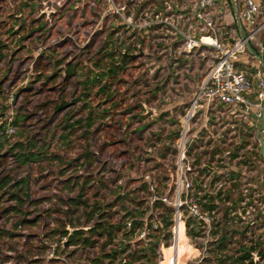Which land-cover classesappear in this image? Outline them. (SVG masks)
I'll return each instance as SVG.
<instances>
[{"label": "rangeland", "instance_id": "374dc122", "mask_svg": "<svg viewBox=\"0 0 264 264\" xmlns=\"http://www.w3.org/2000/svg\"><path fill=\"white\" fill-rule=\"evenodd\" d=\"M97 11L85 0H0V181L11 178L0 190V264H35L46 255L44 240L68 225L87 227L95 207L91 225L118 222L147 197V175L160 194L177 197L182 108L193 103L215 54H183L157 38L143 57L122 59ZM89 116V140L86 127L65 130ZM29 141L40 159L21 166L11 150ZM103 213L107 220L98 218ZM72 251L71 264L96 258Z\"/></svg>", "mask_w": 264, "mask_h": 264}, {"label": "built area", "instance_id": "2783aa9c", "mask_svg": "<svg viewBox=\"0 0 264 264\" xmlns=\"http://www.w3.org/2000/svg\"><path fill=\"white\" fill-rule=\"evenodd\" d=\"M221 1L85 0L98 9L99 27L114 38L119 57H143L157 38L183 54L201 48L215 57L193 103L182 108L185 115L174 147L175 188L171 186L177 197L160 194L147 175L142 186L147 197L129 208V214H118L120 220L109 225H68L55 240H44L46 255L35 257V264H71L76 249L96 253L80 264H126L134 251L155 242L157 264H162L164 250L175 253L179 248L181 225L191 253L185 264H264V160L257 122L263 113L264 73L255 71L259 103L254 104L248 99L254 80L237 65L256 31L264 28V0H231L238 19L249 28V35L232 45L225 43L233 34L225 29ZM252 108L258 116L254 121ZM232 141L231 151L227 145ZM168 209L172 216L166 228ZM96 224L107 231L97 229L95 244L71 243L77 231L89 238ZM122 242L126 251L114 259Z\"/></svg>", "mask_w": 264, "mask_h": 264}, {"label": "trees", "instance_id": "16d2710c", "mask_svg": "<svg viewBox=\"0 0 264 264\" xmlns=\"http://www.w3.org/2000/svg\"><path fill=\"white\" fill-rule=\"evenodd\" d=\"M114 54H116V52H114ZM118 63L120 65L121 64L123 65L124 62L121 59V60L118 61ZM73 72H74V69L72 71L69 70V72H68L69 77H71L73 75ZM103 74L104 73H102V75H100V76H103ZM86 87H87V85H86ZM106 89H107V87H103V89L101 90V93H105V90ZM27 119L28 118L23 117V120L24 121H27ZM92 120H93V117L92 116H89V118L87 119L86 123H83L82 121L79 120L77 122H74L73 125H67L66 128H65V130H68L70 128L73 130L75 128V126H78V127H86L85 133L83 135L85 137V140H89V138H90L89 137L90 130L92 129V123H93ZM16 124H17V121H16ZM62 137H63V139L68 140V136L67 135L62 136ZM27 147L28 148L31 147L32 149H34L35 147H37V145L32 144L31 141H29V144H28V142L27 143H25V142H23V143H17L14 146V148L11 150L13 152V154H14V156L12 155L13 158L15 157L17 159L18 163L21 166L22 165H28L31 162H34L36 159L39 158L38 156H39L40 153H38V152H34V153L28 152L29 150L27 149ZM15 149H19V150L16 151ZM86 157H87V160L88 161H91V156H89L87 154ZM10 181H11V178H7L6 180L0 181V190H4L9 185ZM22 182L24 183V190H25L26 187H27V185H28L27 184V180H24ZM144 187H145V185H144ZM144 187H142V188H144ZM5 194H7V192H5L2 195H5ZM129 195L130 194L128 193V195H126V196H123V197L120 196L117 201L123 200V199H127V198H129ZM79 196H80V198H79L80 200H78V203L81 204V205L87 206V203L86 202H82L81 201V198H83L84 196L82 194H80ZM14 200H17V202L22 203L17 198L14 199ZM75 202L73 201L74 204H75ZM110 206L112 208L114 205H110ZM171 212H172L171 209H168L167 210V214H168V217L169 218H167V222L165 224V227L166 228H168L169 225H170V222H168V220H170V218L172 216ZM95 213H96V207L92 211V213L88 215L89 216L88 223H90L92 221L93 217L95 216L94 215ZM104 214L101 215L100 219L103 218ZM188 227H189V223H188ZM98 228H102V230L107 231V229L104 226H102L101 224H96L95 228L94 229H91L89 231L90 232L89 234L91 235L89 238H82L83 232L82 231H77L76 233H74L72 235L71 243L76 244V243H80L81 242L85 246L95 244V242L92 239L96 236V234H97L96 231H97ZM120 228H121V226L118 227V229H120ZM64 233H65V231L61 232V234H64ZM156 245H157V242H155V244L152 243V244H149L147 246H143V248H141V249H137L130 256V260L126 264H157L156 263V259H157ZM120 246H121L122 249H121L120 252H118L116 255H114V259H116L117 256L120 253H123V252L126 251L125 244L123 242L120 244Z\"/></svg>", "mask_w": 264, "mask_h": 264}, {"label": "crops", "instance_id": "0c3cea01", "mask_svg": "<svg viewBox=\"0 0 264 264\" xmlns=\"http://www.w3.org/2000/svg\"><path fill=\"white\" fill-rule=\"evenodd\" d=\"M262 0H256V2H261ZM231 0H222L219 3L220 9L223 11L225 15L224 26L227 31L232 30L233 37L227 39L225 43L227 45H232L236 40L243 38L244 36L249 35V28L246 26L244 22L238 19L237 14H235V10L232 7ZM259 26L262 24V17L258 18ZM257 35H260L258 38ZM260 57L264 63V28L256 31L254 38L250 41L248 51L246 54L240 57L238 62V68L243 72L250 74L252 79L254 80V90L252 94L248 96V99L256 104L259 103L258 93H257V79L254 77L255 71L260 68L263 73L264 69L258 59ZM257 110L252 108V121L255 120L254 115ZM260 125V121H257Z\"/></svg>", "mask_w": 264, "mask_h": 264}, {"label": "bare ground", "instance_id": "6f19581e", "mask_svg": "<svg viewBox=\"0 0 264 264\" xmlns=\"http://www.w3.org/2000/svg\"><path fill=\"white\" fill-rule=\"evenodd\" d=\"M209 39L207 42H210ZM179 233H181V241L179 244L178 250L175 248V253H173L172 249L170 250H164V253H166V256L164 258V261L162 264H185V261L187 260L188 256L191 254L190 250L186 246L185 243V237L183 233V225L180 226ZM179 254V255H178Z\"/></svg>", "mask_w": 264, "mask_h": 264}, {"label": "water", "instance_id": "95a60500", "mask_svg": "<svg viewBox=\"0 0 264 264\" xmlns=\"http://www.w3.org/2000/svg\"><path fill=\"white\" fill-rule=\"evenodd\" d=\"M124 58H126V57H129V58H137V56H135V55H125V56H123ZM258 59H259V61H260V63H261V65H262V67H263V69H264V63H263V61H262V59L260 58V57H258ZM262 117H261V119H260V127H259V130H258V132H259V140H260V152H261V154H262V159L264 160V101H263V109H262ZM254 117H255V119H257L258 118V116L257 115H254Z\"/></svg>", "mask_w": 264, "mask_h": 264}]
</instances>
